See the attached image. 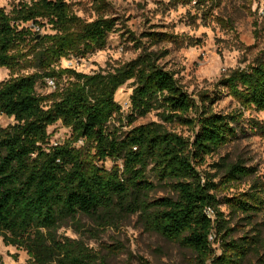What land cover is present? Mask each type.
Segmentation results:
<instances>
[{
  "label": "trees",
  "instance_id": "1",
  "mask_svg": "<svg viewBox=\"0 0 264 264\" xmlns=\"http://www.w3.org/2000/svg\"><path fill=\"white\" fill-rule=\"evenodd\" d=\"M223 2L170 0L174 6L192 5L204 18ZM45 22L55 33L40 39L22 26L42 27ZM115 27L113 18L83 20L67 0L20 3L11 13L0 7V68L12 73L26 64L37 68L0 82V115L15 121L0 124V235L7 244L24 247L39 264L59 255L65 264L79 263L78 246L57 239L61 221L77 213L137 214L148 231L181 243L202 264H264V235L257 221L264 214V181L255 178L247 190L222 198L217 194L257 170L240 162L219 163L215 166L223 176L216 182L199 169L208 155L238 137L241 109L215 112L207 96L198 103L159 63L161 55L154 50L144 49L108 72L87 74L58 66L64 57H85L103 48ZM145 36L152 44L175 40L168 33ZM45 78L56 89L42 96L37 86ZM129 81L132 93L125 114L116 93ZM218 85L243 108L264 110V57L231 70ZM154 110L162 122L135 124ZM58 121L71 129V136L64 144L49 146L48 127ZM151 174L170 195L150 197L157 187ZM235 218L250 226L240 237L235 236L240 223L232 225Z\"/></svg>",
  "mask_w": 264,
  "mask_h": 264
},
{
  "label": "rangeland",
  "instance_id": "2",
  "mask_svg": "<svg viewBox=\"0 0 264 264\" xmlns=\"http://www.w3.org/2000/svg\"><path fill=\"white\" fill-rule=\"evenodd\" d=\"M36 0H0V7L11 13L20 3ZM72 11L87 22L100 17L116 20L115 29L109 33L103 48L88 53L85 57L71 55L58 63L62 68H74L79 72L93 74L108 72L135 59L144 49L161 55L159 63L173 72L178 82L200 103L207 96L215 112L230 113L241 109L243 121L238 125V137L206 157L199 168L219 182L223 172L215 166L219 163L240 162L257 170L255 176L246 178L234 186L221 187L219 198L236 191L247 190L255 178L264 181V110L245 109L227 91L218 85L231 70L253 65L264 57V0H224L220 7L205 18L192 5L174 6L170 0H67ZM32 29L38 39L54 34L52 25L45 22L42 27L32 23L22 24ZM149 32L168 33L174 41L152 44ZM36 41H32L34 45ZM37 68L26 64L12 73L7 67L0 68V82L35 72ZM49 78L39 81L37 92L45 96L55 91ZM132 82L123 85L116 93V100L129 110ZM152 121L162 122L159 111L154 110L139 117L136 125ZM126 123V120H124ZM14 118L0 115L3 127L14 124ZM118 124L119 122L116 121ZM169 129L188 136L185 127L168 126ZM130 127L125 126L124 130ZM49 146L64 144L71 136V129L61 121L48 127ZM83 145V141L78 146ZM111 168L112 162L105 163ZM150 181L157 187L150 197L168 196L171 191L158 184L154 176ZM221 209L228 213L227 206ZM257 221L262 223L264 214ZM235 232L240 237L250 226L239 218ZM46 232V231H45ZM56 236L59 241L70 240L80 250L82 262L67 264H202L197 254L179 242L170 241L157 232L148 231L137 214H113L90 216L77 213L59 223ZM212 239L215 241L214 236ZM215 254L220 255L219 244L214 243ZM64 255H59L45 264H65ZM255 262V261H254ZM0 264H39L22 246L7 244L0 235ZM205 264H212L207 261Z\"/></svg>",
  "mask_w": 264,
  "mask_h": 264
},
{
  "label": "built area",
  "instance_id": "3",
  "mask_svg": "<svg viewBox=\"0 0 264 264\" xmlns=\"http://www.w3.org/2000/svg\"><path fill=\"white\" fill-rule=\"evenodd\" d=\"M50 83L54 86V81L52 79L50 80Z\"/></svg>",
  "mask_w": 264,
  "mask_h": 264
}]
</instances>
